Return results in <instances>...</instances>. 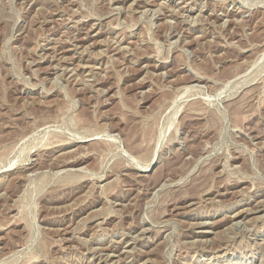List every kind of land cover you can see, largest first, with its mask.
Listing matches in <instances>:
<instances>
[{
    "label": "rangeland",
    "instance_id": "1",
    "mask_svg": "<svg viewBox=\"0 0 264 264\" xmlns=\"http://www.w3.org/2000/svg\"><path fill=\"white\" fill-rule=\"evenodd\" d=\"M115 263L264 264V0H0V264Z\"/></svg>",
    "mask_w": 264,
    "mask_h": 264
},
{
    "label": "bare ground",
    "instance_id": "2",
    "mask_svg": "<svg viewBox=\"0 0 264 264\" xmlns=\"http://www.w3.org/2000/svg\"><path fill=\"white\" fill-rule=\"evenodd\" d=\"M163 1H164V0H163ZM133 3H134V1H133ZM184 4H185V3H184ZM159 6H161V5H159ZM172 8H173V7H172ZM115 9H116V8H115ZM155 9H156V8H155ZM170 9H171V8H170ZM133 10H134V9H133ZM174 10H175V9H174ZM146 11H147V10H146ZM176 11H177V10H176ZM170 13H171V12H170ZM178 13H179V11H178ZM182 16H183V15H182ZM186 16H187V15H186ZM200 16H201V15H200ZM154 17H155V16H154ZM190 17H191V16H190ZM195 17H196V16H195ZM149 18H150V17H149ZM175 18H176V17H175ZM195 19H196V18H195ZM227 20H228V19H227ZM258 20H259V19H258ZM196 21H197V20H196ZM236 22H237V21H236ZM74 26H75V25H74ZM95 26H96V25H95ZM225 27H226V26H225ZM92 28H93V27H92ZM88 35H89V34H88ZM93 36H94V35H93ZM85 37H86V36H85ZM177 39H178V38H177ZM55 40H56V39H55ZM60 41H61V40H60ZM116 44H117V43H116ZM250 44H251V43H250ZM86 47H87V46H86ZM111 47H112V46H111ZM119 47H120V46H119ZM55 48H56V47H55ZM84 49H85V47H84ZM60 51H61V50H60ZM85 53H86V52H85ZM74 56H75V55H74ZM44 57H46V56H44ZM65 57H66V56H65ZM42 59H43V58H42ZM57 63H58V62H57ZM39 65H40V64H39ZM50 67H51V66H50ZM69 68H70V67H69ZM88 69H89V68H88ZM33 71H35V70H33ZM73 73H74V71H73ZM69 75H70V74H69ZM86 76H87V75H86ZM58 78H59V77H58ZM238 78H239V77H238ZM87 82H88V81H87ZM229 82H230V81H229ZM225 84H226V83H225ZM225 86H226V85H225ZM189 87H192V86H189ZM179 88H180V87H179ZM187 88H188V87H187ZM225 88H226V87H225ZM185 89H186V88H185ZM188 91H189V90H188ZM188 91H187V92H188ZM187 92H186V93H187ZM186 93H185V94H186ZM216 97H217V96H216ZM197 100H198V99H197ZM48 126H49V125H48ZM40 129H41V128H40ZM53 137H54V136H53ZM57 138H59V137H57ZM22 140H23V139H22ZM88 142H89V141H88ZM93 142H94V141H93ZM49 143H50V142H49ZM14 146H15V145H14ZM102 150H103V149H102ZM4 153H5V152H4ZM199 153H200V152H199ZM130 154H131V153H130ZM66 155H67V154H66ZM154 155H155V154H154ZM4 156H5V155H4ZM70 156H71V155H70ZM44 159H45V158H44ZM8 161H9V160H8ZM67 162H68V161H67ZM145 163H146V162H145ZM7 164H8V163H7ZM150 165H151L150 163L147 164L144 170H141V171L139 170V171H140V172H147V171L151 170V169H150ZM61 166H62V165H61ZM222 167H223V166H222ZM84 168H85V167H84ZM84 168H83V169H84ZM81 169H82V168H81ZM79 171H80V170H79ZM85 175H87V174H85ZM166 179H167V178H166ZM238 180H239V179H238ZM177 182H178V181H177ZM161 184H162V185H161ZM161 184H160L159 186H163V183H161ZM159 186H158V187H159ZM9 196H10V195H9ZM117 203H118V202H117ZM75 205H76V204H75ZM10 209H11V208H10ZM259 209H260V208H259ZM239 215H240V213H237L236 215L234 214V216H233L232 218H236V217H238ZM107 216H109V215H107ZM70 217H71V216H70ZM19 221H20V220H19ZM238 222H240V221H238ZM67 225H68V224H67ZM144 228H145V227H144ZM163 229H164V228H163ZM236 229H237V228H236ZM249 229H250V228H249ZM59 230H60V229H59ZM142 230H143V229H142ZM147 231H148V230H147ZM61 233H62V232H61ZM137 235H138V234H137ZM137 235H136V236H137ZM195 239H196V238H195ZM55 240H56V239H55ZM153 240H154V239H153ZM165 240H166V239H165ZM72 241H73V240H72ZM55 242H56V241H55ZM199 242H200V241H199ZM60 243H61V242H60ZM126 250H127V249H126ZM107 251H108L109 253H110V252H111V253L114 252L112 249H108ZM107 251H106V252H107ZM192 251H193V250H192ZM32 256H33V255H32ZM36 256H37V255H36ZM36 256H35V257H36ZM103 256H104V255H103ZM107 256L109 257L110 254H109V255L107 254ZM148 259H149V258H148ZM148 259H147V260H148ZM107 260H108V259H107ZM143 261H144V260H143ZM91 262H92V261H91ZM109 262H110V261H109ZM112 263H113V262H112ZM115 264H116V263H115Z\"/></svg>",
    "mask_w": 264,
    "mask_h": 264
}]
</instances>
